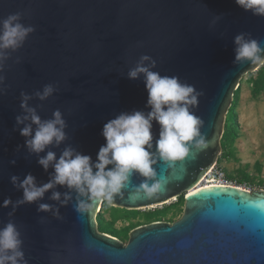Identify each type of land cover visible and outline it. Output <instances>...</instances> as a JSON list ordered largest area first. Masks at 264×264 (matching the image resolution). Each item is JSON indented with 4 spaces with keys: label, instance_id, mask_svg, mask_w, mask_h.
Returning a JSON list of instances; mask_svg holds the SVG:
<instances>
[{
    "label": "water",
    "instance_id": "obj_1",
    "mask_svg": "<svg viewBox=\"0 0 264 264\" xmlns=\"http://www.w3.org/2000/svg\"><path fill=\"white\" fill-rule=\"evenodd\" d=\"M18 11L26 13L23 22L35 31L12 54L4 73L8 88L0 95V204L5 198H22V190L10 183L12 175L23 179L31 173L42 184L52 171L45 172L37 157L28 155L25 138L13 130L21 91L31 95L47 84L58 85L47 100L29 101L42 119L56 109L64 114L69 139L51 150L59 156L71 145L95 160L108 120L121 112L150 110L143 76L133 80L127 75L146 54L157 61L154 71L178 76L203 93L192 111L204 121L201 132L210 141L205 151L193 150L178 162L174 174L162 163L157 166L169 181L158 198L131 202L129 186L125 198H115L112 205L97 203L88 214H78L75 201L60 207L63 219L38 212L35 203L17 208L12 219L29 264H264V190L201 186L223 154L227 117L242 80L264 66L234 64L233 39L251 33L264 47V18L245 12L234 0H0V19ZM214 16L222 18L210 27ZM159 127L153 122L154 138ZM142 179L134 176L132 184ZM50 195L41 202L56 205ZM184 195L178 221L135 228L128 244L99 231L104 205L140 211ZM10 211L0 207V227Z\"/></svg>",
    "mask_w": 264,
    "mask_h": 264
},
{
    "label": "clouds",
    "instance_id": "obj_2",
    "mask_svg": "<svg viewBox=\"0 0 264 264\" xmlns=\"http://www.w3.org/2000/svg\"><path fill=\"white\" fill-rule=\"evenodd\" d=\"M234 3L245 12L264 18V0H234ZM25 16V12L18 11L0 19V95L7 93L4 74L7 62L35 31L33 25L23 22ZM221 18L214 16L210 27ZM233 43L234 64L264 65V47L251 33H238ZM20 62V57H16L14 63ZM156 66L157 61L145 54L128 71L129 79L143 76L146 107L150 110L121 112L108 120L101 132L105 143L100 146L95 160L71 145L65 146L59 156L51 150L69 139L64 114L56 109L51 118L42 119L29 101L34 97L47 100L59 90L58 85L47 84L31 95L21 91V113L15 117L13 130H19L25 138L28 155H35L45 172L50 168L52 171L48 181L42 184L31 173L23 179L17 175L10 177V183L17 191L22 190L23 195L15 201L5 198L0 204L3 208L11 207L8 221L0 227V264H29L23 251L22 233L12 219L17 208L35 203L38 212H50L54 218L63 219L60 207L75 201V211L88 214L97 203L112 205L115 198H125V189L129 186L127 198L131 202L158 198L169 183L167 176L158 174L159 164L174 174L177 163L183 162L193 150L201 153L209 148L210 141L201 132L204 121L192 111L198 107L203 93L178 76L154 71ZM153 122L160 126L155 138ZM20 147L17 146V151ZM10 163L14 165L16 160ZM134 176L143 178L138 185L132 184ZM58 186L66 190L57 191ZM49 191V199L56 205L41 202Z\"/></svg>",
    "mask_w": 264,
    "mask_h": 264
},
{
    "label": "rangeland",
    "instance_id": "obj_3",
    "mask_svg": "<svg viewBox=\"0 0 264 264\" xmlns=\"http://www.w3.org/2000/svg\"><path fill=\"white\" fill-rule=\"evenodd\" d=\"M257 79L258 73H255L246 76L241 82L238 91L239 103L236 115L233 117L237 123L234 125L237 136L233 147L235 154L228 156L223 151L218 162V168L236 186L251 192L264 190V90L258 95L253 92V82ZM184 205L183 196L166 205L142 209L138 211L136 219L117 223H112L114 220L110 211L105 212L106 205L100 215L103 214L105 226L117 232L115 238L128 244L132 226L138 228L156 221L174 223L182 217ZM167 208H170L167 217H156L152 220L147 218L149 213L164 212Z\"/></svg>",
    "mask_w": 264,
    "mask_h": 264
},
{
    "label": "trees",
    "instance_id": "obj_4",
    "mask_svg": "<svg viewBox=\"0 0 264 264\" xmlns=\"http://www.w3.org/2000/svg\"><path fill=\"white\" fill-rule=\"evenodd\" d=\"M256 73H258V79L255 82H253V92L256 95H258L259 93H261L264 90V66L259 71H257ZM249 75H253V74H249ZM238 91L235 94L232 108H231L230 113H229V115L227 117V122H226V127H225V134H224V137H223V140H222L223 151L228 156H234V154H235V150L233 149V147H234L235 140L237 139V136H236V132L234 130V125L237 124V123L233 120V117L236 115V109H237L238 103H239ZM106 206H107V208L105 209V212L106 211H108V212L110 211L111 212L112 219L114 220V221H112V223H117L119 221L133 220V219H136L137 215L139 214L138 211H127V210H124V209L110 207L108 205H106ZM170 208H172V207H170ZM170 208H167L164 212L149 213L147 218L149 220H152L153 218H156V217L165 218V217H167L168 210ZM98 223H99V231L100 232L109 234V235H111L113 237H116L115 235L117 234V232L114 231L113 229L105 226L103 214L99 215ZM135 228L136 227L132 226L130 231L134 230Z\"/></svg>",
    "mask_w": 264,
    "mask_h": 264
},
{
    "label": "built area",
    "instance_id": "obj_5",
    "mask_svg": "<svg viewBox=\"0 0 264 264\" xmlns=\"http://www.w3.org/2000/svg\"><path fill=\"white\" fill-rule=\"evenodd\" d=\"M201 185H206V186H209V185L232 186V187H236V188L238 187V186H236V184L232 180H230L229 177L226 176V174L221 169L218 168V164L204 177ZM240 188H242V187H240ZM245 190H247V189H245ZM248 191H250V190H248ZM186 196L187 195H184V197H186Z\"/></svg>",
    "mask_w": 264,
    "mask_h": 264
},
{
    "label": "bare ground",
    "instance_id": "obj_6",
    "mask_svg": "<svg viewBox=\"0 0 264 264\" xmlns=\"http://www.w3.org/2000/svg\"><path fill=\"white\" fill-rule=\"evenodd\" d=\"M201 186H206V185H201Z\"/></svg>",
    "mask_w": 264,
    "mask_h": 264
}]
</instances>
